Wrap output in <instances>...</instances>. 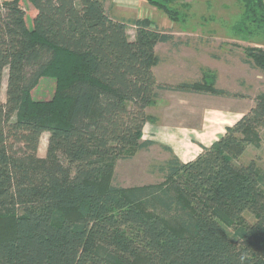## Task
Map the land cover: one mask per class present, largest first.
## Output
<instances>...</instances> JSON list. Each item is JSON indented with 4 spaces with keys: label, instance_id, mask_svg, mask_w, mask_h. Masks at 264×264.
<instances>
[{
    "label": "trees",
    "instance_id": "16d2710c",
    "mask_svg": "<svg viewBox=\"0 0 264 264\" xmlns=\"http://www.w3.org/2000/svg\"><path fill=\"white\" fill-rule=\"evenodd\" d=\"M29 1L32 26L22 0L0 5V264H264V168L241 161L263 144L264 91L195 159L160 144L172 154L161 182L115 184L119 160L158 144L144 128L172 86L156 78V48L175 35L113 16L106 0ZM147 1L175 23L191 6ZM239 1L232 33L248 45H235L264 71V0ZM44 78L55 81L49 99L35 95ZM216 83L207 68L173 88L231 95Z\"/></svg>",
    "mask_w": 264,
    "mask_h": 264
},
{
    "label": "rangeland",
    "instance_id": "374dc122",
    "mask_svg": "<svg viewBox=\"0 0 264 264\" xmlns=\"http://www.w3.org/2000/svg\"><path fill=\"white\" fill-rule=\"evenodd\" d=\"M3 1L0 0V3L2 4ZM145 1L147 5H150L147 0ZM188 2L191 4L187 14L188 18L186 17V20L180 23L173 22L166 13L154 6H152L154 10L147 15L161 29L171 31L175 35L174 41L160 43L162 45L157 46L158 53L165 54L168 48L179 50L177 58L173 57L172 59L175 63L174 67L180 71L170 75L172 78L170 84H165L172 86L171 89L162 88L159 90L163 100L161 105L165 108L171 107L173 110L175 108L181 109L178 103H182L179 98H182L183 94L176 92V97H173V91L178 90L173 88V86L178 85V78L174 77L176 74L179 73V79H192L195 75L202 77L204 69L211 68L217 72V87L226 89L231 93V96H234V93L244 95V97H238L235 107L240 110L249 109L254 104L258 93L264 91V71L247 64L244 60L243 48L235 45V43L248 45V42L236 38L232 33L233 26L242 16V3L239 0H188ZM21 3L26 8L27 22L32 26L33 16L36 13L35 7L29 0H22ZM167 23L169 25H166ZM129 33L132 38L135 36L134 26H129ZM189 42L191 47L187 48ZM195 44L199 45L200 52H196L198 47ZM214 54L219 55V57H214ZM187 59L189 60L184 64ZM194 60H196L195 65H197L194 67L195 69L182 73V69ZM194 71L195 75L193 76ZM7 73L6 69L2 90L3 101L6 100ZM173 81H176L177 84H172ZM54 89L55 81L52 78H44L35 90L36 98L49 99ZM191 91L197 93V91ZM184 95L189 97L190 93ZM224 96L222 95L220 98ZM220 100L224 101L223 98ZM181 116L179 113L178 117L181 118ZM261 135L263 139L261 149L248 147L241 156V161L247 162V160L255 157L264 168V128H261ZM48 137L47 132L42 135L39 146L40 156L46 155ZM171 156L172 154L163 149L160 144L153 145L149 150L137 151L135 155L118 161L114 173V183L127 187L161 182L164 177L158 167ZM248 219L254 221V217L251 215H248Z\"/></svg>",
    "mask_w": 264,
    "mask_h": 264
},
{
    "label": "crops",
    "instance_id": "0c3cea01",
    "mask_svg": "<svg viewBox=\"0 0 264 264\" xmlns=\"http://www.w3.org/2000/svg\"><path fill=\"white\" fill-rule=\"evenodd\" d=\"M106 4L107 7H110L113 16L125 19L146 17L156 7H152L151 4L147 5L145 0H106ZM162 44H158V46ZM195 46L198 47V50L195 49L196 52H200L199 45L195 44ZM189 47H191V43L187 45V48ZM157 52H159L158 47ZM178 54L179 50H172V48H168L165 54L159 53L161 61L154 67V72L158 82L162 85L170 84L172 79L170 75L180 71L174 67L175 63L172 59L173 57L177 58ZM195 61L183 68L182 73L192 71L197 66ZM194 75L195 71L193 72ZM178 76L179 73L174 76L178 78V84L201 79L200 75H195L192 79H179L180 76ZM171 83L177 84L176 81ZM173 92V97H176V92L183 94V97L179 98L182 103H178L182 110L177 108L173 110L171 107L165 108L161 105L163 100L160 97L157 104L149 108V113L155 117V120L145 124L144 138L170 146L182 161L195 159L203 151V146L212 145L225 133L227 126L234 124L248 110H240L235 107L238 96L225 95L222 97L224 99L222 101L220 100L222 95L207 92L196 93L191 89H178ZM187 93H190L189 97L184 95ZM179 113L182 115L181 118L178 117Z\"/></svg>",
    "mask_w": 264,
    "mask_h": 264
},
{
    "label": "built area",
    "instance_id": "2783aa9c",
    "mask_svg": "<svg viewBox=\"0 0 264 264\" xmlns=\"http://www.w3.org/2000/svg\"><path fill=\"white\" fill-rule=\"evenodd\" d=\"M0 5H3V3L2 4L0 3Z\"/></svg>",
    "mask_w": 264,
    "mask_h": 264
}]
</instances>
